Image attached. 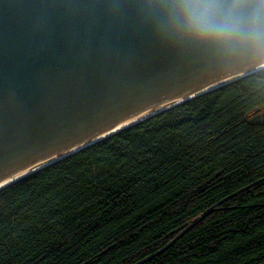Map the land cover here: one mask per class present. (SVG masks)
Segmentation results:
<instances>
[{
	"label": "trees",
	"instance_id": "16d2710c",
	"mask_svg": "<svg viewBox=\"0 0 264 264\" xmlns=\"http://www.w3.org/2000/svg\"><path fill=\"white\" fill-rule=\"evenodd\" d=\"M0 264H264V69L1 189Z\"/></svg>",
	"mask_w": 264,
	"mask_h": 264
},
{
	"label": "water",
	"instance_id": "95a60500",
	"mask_svg": "<svg viewBox=\"0 0 264 264\" xmlns=\"http://www.w3.org/2000/svg\"><path fill=\"white\" fill-rule=\"evenodd\" d=\"M174 3L0 0V190L264 69V49L185 35Z\"/></svg>",
	"mask_w": 264,
	"mask_h": 264
},
{
	"label": "clouds",
	"instance_id": "9594fccd",
	"mask_svg": "<svg viewBox=\"0 0 264 264\" xmlns=\"http://www.w3.org/2000/svg\"><path fill=\"white\" fill-rule=\"evenodd\" d=\"M176 26L223 48L264 49V0H175Z\"/></svg>",
	"mask_w": 264,
	"mask_h": 264
},
{
	"label": "bare ground",
	"instance_id": "6f19581e",
	"mask_svg": "<svg viewBox=\"0 0 264 264\" xmlns=\"http://www.w3.org/2000/svg\"><path fill=\"white\" fill-rule=\"evenodd\" d=\"M8 182H10V181H8ZM7 183V182H6ZM6 183H4V184H6Z\"/></svg>",
	"mask_w": 264,
	"mask_h": 264
}]
</instances>
